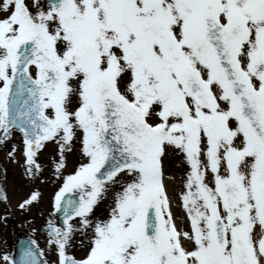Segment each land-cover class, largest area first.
<instances>
[{"label":"snow or ice","instance_id":"obj_1","mask_svg":"<svg viewBox=\"0 0 264 264\" xmlns=\"http://www.w3.org/2000/svg\"><path fill=\"white\" fill-rule=\"evenodd\" d=\"M5 148L0 264H264V0H0Z\"/></svg>","mask_w":264,"mask_h":264},{"label":"rangeland","instance_id":"obj_2","mask_svg":"<svg viewBox=\"0 0 264 264\" xmlns=\"http://www.w3.org/2000/svg\"><path fill=\"white\" fill-rule=\"evenodd\" d=\"M7 152V149L1 153L0 160L4 165L7 167V187H8V192L11 195V207L13 211L17 214L18 219L21 222L22 227L24 228V217L25 215L21 214V212L16 208V204L19 201V199L24 196L28 190L29 186H26L24 178L22 176V170L19 168H14L12 165H10L7 160L5 159V153ZM69 171H71V167L69 168ZM43 190L45 193L44 196V202L40 206V210L44 212V216H39L37 213L39 210L33 209L32 213L29 214V217H31L35 221V226L39 228V223L43 221L45 218H47V214L51 209V196L53 192L56 190L55 187L49 183L45 186H43ZM0 214L1 210H0ZM37 236H39V239L41 242H43L44 237L41 236L40 233H37ZM11 239V233H10V227L7 225V228L5 229L3 226H0V250H3L5 247H7L9 250V242ZM6 241V244H5Z\"/></svg>","mask_w":264,"mask_h":264},{"label":"water","instance_id":"obj_3","mask_svg":"<svg viewBox=\"0 0 264 264\" xmlns=\"http://www.w3.org/2000/svg\"><path fill=\"white\" fill-rule=\"evenodd\" d=\"M9 220L14 225V251H16L18 253V251H19V242L27 240L30 235H28V234L26 235V234L22 233L18 229V227H17V225L15 223V219H14L13 216H11V218Z\"/></svg>","mask_w":264,"mask_h":264}]
</instances>
